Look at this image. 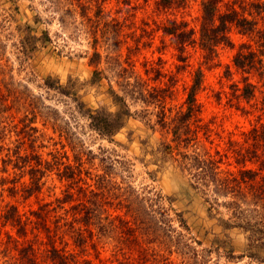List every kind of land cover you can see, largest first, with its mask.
<instances>
[{
  "label": "trees",
  "instance_id": "16d2710c",
  "mask_svg": "<svg viewBox=\"0 0 264 264\" xmlns=\"http://www.w3.org/2000/svg\"><path fill=\"white\" fill-rule=\"evenodd\" d=\"M65 1L72 8L79 9V16L92 25L94 45L98 42V26L102 21L106 28L101 32L102 38L113 40L119 46L127 42L120 40L124 24L119 22L120 18L107 20V0ZM115 1L125 7V12L129 13L128 18L134 19V14H130L135 10L131 6L132 1ZM185 2L186 0H158L156 6L159 11L166 12L182 9ZM201 12L198 29L190 27L185 21L174 19L169 20L162 32L171 39L179 53L178 60L184 65L190 58L188 47L199 48L204 64L210 65V69L221 66L218 61L220 49L227 47L234 50L232 65L225 66L223 73L226 81L230 82L229 92L221 91L215 94V98L217 102H221L224 95L229 108L240 112L242 116L254 115L256 120L250 129L241 133V141L228 139L224 150H220L217 145L211 152L204 146L206 142L213 145V136L218 139L221 136L213 130L214 123L203 122V105L198 98L205 90L201 68L195 71L190 83L185 85L183 107L171 118L172 110L166 111L164 103L172 97V85L148 87L146 82L139 79L145 88H150L148 96L145 94L147 89H134L139 86L138 82L124 83L126 94L109 87L107 95L115 108L113 112L105 108L87 109L84 103L78 101L76 91L69 85L62 87L58 82L48 79L43 81V86L62 96L71 97L76 104L77 113L88 121V127L109 142H112L125 122L136 115L130 111L128 97L159 108L156 115L158 124L171 136L168 144L162 143L164 152L169 154L176 167L188 177L193 190L204 196L211 195L217 206L218 201L223 200L220 205L228 218L220 220L221 228L243 232L247 236V257L256 260L258 264H264V0H204ZM39 22L40 19L35 17L34 24ZM111 22L114 24L109 31ZM233 31L244 40L235 44L231 38ZM30 32V27L26 26L21 33L24 38L20 41V52L25 58L36 51L38 44L44 46L50 41L47 32H43L39 38L31 36ZM143 32L148 35L146 29ZM108 34L112 35L111 38ZM145 40L147 41L144 43L140 38L132 40L134 47L127 46V49L138 54L142 46H149L150 35ZM100 59L101 55L94 52L90 61L94 67L89 82L91 85L100 86L105 79L98 69ZM117 75L119 76L118 73ZM162 77L157 73L153 80L159 83ZM9 98L17 101L15 96L5 97L0 90V152H8L7 160H2V172L6 173L8 166H11L21 177L15 180L1 178L2 193L7 192L11 199H37L52 174L56 175L62 187L60 197L49 202L40 201L36 209L30 208L28 211H21L17 204L1 200L0 264H92L91 261L81 263L75 249H82V252L87 247L97 249L94 238H104L106 234H110V238L116 237L120 243L122 249L119 250L122 253L116 254L115 259L121 264H131L133 255L137 253L139 261L145 264L149 252L155 264H158L159 259L161 264H173L168 258H164V253H177L179 250L182 256L181 246L187 250L185 254H188L189 260L185 261L186 264L208 263H201L198 252L183 245V234L177 232V229L188 231V227L180 214L175 213L172 218L169 210L160 206L165 198L150 192H146V195L137 194L126 183L124 188L116 185L112 181L113 163L102 167L101 175H93L84 169L81 153L72 160L66 152L60 151L48 153L50 159L43 158L39 152L44 147L37 145L38 138L34 135L38 130L32 127L33 119L29 120L25 115L20 121L21 128L17 124L10 126L13 116H5L9 113V106L5 105ZM9 133H15L19 137L14 142V149L8 148L6 144ZM88 154L94 156L90 152ZM229 155L232 159H229ZM12 156L14 160L11 159ZM104 160L101 159L100 163L103 164ZM113 162L118 163L116 160ZM25 177L28 178L27 182L24 181ZM111 210L120 213L113 216ZM138 231L142 232L143 237L146 236L143 239L148 242L145 243L153 247H141ZM166 243H169L170 248L156 250L157 247H165ZM223 244L218 240L212 241V245L217 248ZM176 245L180 249L177 250ZM229 253L230 250L226 252Z\"/></svg>",
  "mask_w": 264,
  "mask_h": 264
},
{
  "label": "rangeland",
  "instance_id": "374dc122",
  "mask_svg": "<svg viewBox=\"0 0 264 264\" xmlns=\"http://www.w3.org/2000/svg\"><path fill=\"white\" fill-rule=\"evenodd\" d=\"M130 1L135 9L130 13L134 14V19L128 18L129 13L125 12V7L118 5L115 0H107L105 4V13L109 17L107 20L120 18L119 22L124 23L120 40L127 42L124 46H119V43L113 40L102 38L101 32L106 29L103 21L98 26V42L94 45L92 25L79 16V9L72 8L65 0H0V90L5 97L15 96L17 99L6 100L5 105L9 106V113L5 116L12 115L13 122L10 126L17 124L19 128L25 115L27 119H33L32 127L38 130L34 135L38 138L37 145L44 147L39 152L43 158L50 159L48 153L60 151L66 152L72 160L75 155L81 153L84 169L93 175H101L102 167L113 163L112 181L116 185L124 188L126 183L137 194L146 195V192H150L164 197L165 200L160 206L169 210L172 218L175 213L181 215L188 231L178 228L177 232L183 234V245L186 244L198 252L201 263L208 261L205 264H258L256 260L247 257V236L243 232L221 228L220 220L228 218L220 205L223 200H219L217 206L211 195L204 196L193 190L188 183V177L176 167L169 154L164 152L162 143L168 144L171 136L158 124L156 115L160 111L159 108L128 97L130 111L136 115L128 119L112 142H109L88 127V121L77 113L76 104L71 97L62 96L43 86V81L48 79L58 82L62 87L69 85L76 91L78 101L84 103L87 109L105 108L113 112L115 108L107 95L109 87L124 93V83L138 82L139 86L134 89H147L145 94L148 96L150 88H145L139 79L146 82L148 87L172 85V97L164 103L166 111L172 110L171 118L183 107L185 85L190 83L195 71L201 68L205 90L198 98L203 105V122L214 123L213 130L221 136V139L213 136V145L206 142L204 146L212 152L217 145L220 150H224L228 139L241 141V133L255 123V116H242L240 112L229 108L224 95L221 102H217L215 98V94L221 91L229 92L230 82L226 81L223 73L225 66L232 65L234 50L227 47L220 49L218 61L221 66L210 69V65L204 64L199 48L188 47L190 58L188 57L184 65L178 60L179 53L171 39L162 32L169 20L174 19L185 21L190 27L198 29L204 0H186L182 9L166 12L157 9L158 0ZM35 17L40 19L37 25L34 24ZM90 17H93L92 13ZM113 24L114 22H111L108 26L109 31ZM26 26L30 27L31 36L39 38L43 32H47L50 39L44 46L38 44L36 51L29 58H25L20 52V41L24 38L21 33ZM145 29L148 35L143 32ZM108 35L111 38L112 35ZM149 35V46H142L138 54L127 49V46L133 48V41L139 38L144 43ZM231 38L235 44L244 40L234 31ZM117 49L118 51H115ZM94 52L101 55L98 69L102 71L105 79L101 81L100 86L89 83L94 71L90 64ZM117 73L119 76H116ZM157 73L163 76L159 83L153 80ZM8 135L6 144L8 148L14 149V142L19 137L15 133ZM89 152L94 156L91 157ZM7 153L0 152V180L4 177L8 180L18 179L21 177L19 172L11 166H8L6 173L2 172V160H7ZM11 159L14 160V156ZM101 159H105L103 164L100 163ZM229 159H232L231 155ZM114 160L118 163L113 162ZM27 179L25 177L24 181L27 182ZM88 182L94 184L92 181ZM61 187L56 175L52 174L37 199H11L7 192L2 193L0 188V206L3 205V199L5 202L17 204L21 211L36 209L38 202H49L55 197H60ZM118 193L122 194L121 191ZM111 211L113 216L120 213ZM138 234L142 248L153 247L145 243L148 240L143 239L146 236L143 237L142 232L138 231ZM110 236L106 234L100 239L95 237L97 249L87 247L83 252L82 249H75L79 261H91L92 264H121L115 259L116 254L122 253L119 250L121 245L116 237ZM213 240L224 244L217 248L212 245ZM168 244L166 243L165 247H157L156 250L168 249ZM176 248L180 249L179 245H176ZM171 249L174 251L173 247ZM229 250L230 253L226 254ZM165 252L164 258H168L173 264H186L185 261L189 260L188 254H185L187 250L183 246L182 256L179 250L177 253ZM137 256L138 253L133 255L131 264H143ZM148 256L145 264H155L153 257ZM119 257L123 261L121 256ZM158 264H161L160 259Z\"/></svg>",
  "mask_w": 264,
  "mask_h": 264
}]
</instances>
